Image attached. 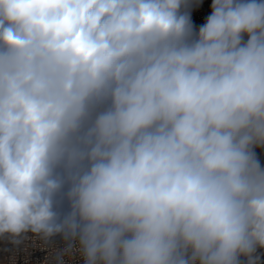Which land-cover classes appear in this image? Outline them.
<instances>
[{"label":"clouds","instance_id":"obj_1","mask_svg":"<svg viewBox=\"0 0 264 264\" xmlns=\"http://www.w3.org/2000/svg\"><path fill=\"white\" fill-rule=\"evenodd\" d=\"M189 3L0 0V236L60 234L83 264H257L264 0H212L195 32Z\"/></svg>","mask_w":264,"mask_h":264},{"label":"built area","instance_id":"obj_2","mask_svg":"<svg viewBox=\"0 0 264 264\" xmlns=\"http://www.w3.org/2000/svg\"><path fill=\"white\" fill-rule=\"evenodd\" d=\"M211 3L212 0H190L186 7H182L181 11L190 16L194 32L198 31L211 14ZM244 39L246 41L247 37ZM253 150L264 167V146H257ZM61 210L67 211L66 203ZM17 239L20 243L14 244L10 236H0V264H83V257L77 250L78 243L65 252L72 242L66 241L60 234L45 239L39 234L28 232ZM256 257L259 258L257 264H264V248L256 249L253 258ZM240 264H247V258L241 256Z\"/></svg>","mask_w":264,"mask_h":264}]
</instances>
